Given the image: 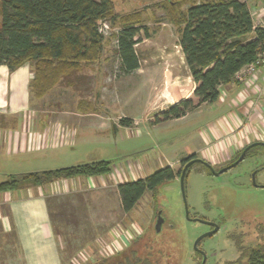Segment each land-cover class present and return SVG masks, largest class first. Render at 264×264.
Returning a JSON list of instances; mask_svg holds the SVG:
<instances>
[{"label": "rangeland", "instance_id": "rangeland-1", "mask_svg": "<svg viewBox=\"0 0 264 264\" xmlns=\"http://www.w3.org/2000/svg\"><path fill=\"white\" fill-rule=\"evenodd\" d=\"M179 1L113 0L117 14L138 13L142 26L151 34L150 38L144 32L138 36L135 50L139 71L128 76L120 71L115 37L119 29L107 22L106 44L99 61L61 81L41 99L30 95V120H16L8 128H5L8 122L0 123L2 140L5 132L15 128L30 127L41 134L48 130L60 132L57 137L52 136L54 141L48 147L38 144L7 153L1 142L0 184L21 175L99 161L112 162V174L107 177L110 181L123 180L124 175L127 180L136 181L175 164L188 148L203 147L202 136L211 133L227 112L228 105L223 108L220 105L222 99L238 96L235 91L222 94L215 104L216 110L211 106L199 107L181 121L150 123L159 114L154 109L176 100L171 92L175 86L183 92L191 89L179 32L162 9L166 2L175 5ZM241 1L249 6L256 2ZM188 5H183L182 10ZM157 95L162 101H157ZM90 108L96 116L81 118ZM246 112L248 119V108ZM122 118L133 120L135 126H119ZM256 142L264 143V137H258ZM242 150L231 154L225 163L215 164V169L236 159ZM262 166L264 158L259 154L255 158L248 156L217 177L200 163L187 173L185 200L190 218L213 222L219 228L198 245L206 256L205 264L236 262L241 255L240 245L244 253L264 246V170L258 169ZM180 168L178 164L173 170L178 173ZM179 179L177 176L160 186L155 199L147 192L131 213L118 208L111 189L107 195L69 192L59 195L57 201L51 199L52 221L64 264H104L132 249L139 250V242L149 240L165 252L170 264H201L202 255L195 251L194 244L210 232V227L187 219ZM159 212L165 221L157 233ZM115 232L119 235L116 238ZM126 232L135 238L130 243L125 238ZM246 262L244 259L242 264Z\"/></svg>", "mask_w": 264, "mask_h": 264}, {"label": "trees", "instance_id": "trees-1", "mask_svg": "<svg viewBox=\"0 0 264 264\" xmlns=\"http://www.w3.org/2000/svg\"><path fill=\"white\" fill-rule=\"evenodd\" d=\"M186 4L188 8L182 10ZM162 9L179 32V46L194 90L159 113L151 120L153 125L181 119L204 104L216 103L222 96V87L238 84L236 75L264 51V29L255 27L249 5L241 0H180L175 5L166 2ZM103 22L118 26L115 37L120 71L125 76L137 71L138 36L144 32L150 38L151 34L142 26L138 13L117 14L113 0H0V66L14 72L29 65L33 73L30 95L41 99L61 81L100 60L106 44L100 29ZM133 125L128 118L119 121L124 128ZM195 158L193 155L182 160L178 173L167 166L146 178L120 184L123 211L131 213L147 192L155 199L160 186L180 178L184 166ZM111 172L112 162L99 161L26 174L1 183L0 193L41 187L62 179L105 177ZM152 242L140 241L139 250L116 255L104 264H170L165 252ZM239 247L241 255L231 264H242L244 259L246 264H264V246L251 248L248 253Z\"/></svg>", "mask_w": 264, "mask_h": 264}, {"label": "crops", "instance_id": "crops-1", "mask_svg": "<svg viewBox=\"0 0 264 264\" xmlns=\"http://www.w3.org/2000/svg\"><path fill=\"white\" fill-rule=\"evenodd\" d=\"M186 78L191 83V89L188 92H183L182 89L175 86L171 92L174 93L176 100L166 106L154 109L156 113L166 111L172 104L191 95L194 86L190 72ZM32 79V68L29 65H25L14 72H10L6 66H0V123L2 121L8 122L5 128L13 126L16 120L31 119L29 85ZM232 91L239 95L235 94L231 100L222 99L220 105L222 108L228 105V108L225 109L227 112L223 114L221 123L213 126L211 133L202 136L203 147L188 148L181 159H178L175 164H170L171 168L174 169L182 160L193 155L201 156V159L213 166L225 163L231 154L240 151L252 142L254 143L258 137H264V109L262 107L264 94L257 97L248 84L241 82L239 85L231 84L222 87L221 94L228 95ZM243 92L247 93V97L244 96ZM257 99L260 100V103H257L258 106L255 107L252 102H256ZM157 101H162L158 95ZM216 103L205 104L201 107L211 106L216 110ZM246 108L249 112L248 119L246 118ZM189 115L167 122L181 121ZM95 116L96 114H93L90 108V111L81 115V118H94ZM5 134L7 135H4L3 140L0 138V143L2 142V148L9 153L22 149L24 151L30 146L34 148V145L36 147L38 144L41 146L45 144L48 147L54 141L52 136L57 137L60 132L59 130H48L46 134H41L29 127L8 130ZM58 159L63 158L58 157ZM108 176L62 179L41 187H24L0 193V264H64L60 240L55 234L52 221L51 199L57 201L59 195L69 192L104 193L107 195L108 189H111L118 208L125 213L122 209L118 186L124 182H132L134 179L127 180L126 175H124L123 180L110 181ZM105 200L109 202L107 196H105ZM117 233L115 232L116 235H118Z\"/></svg>", "mask_w": 264, "mask_h": 264}, {"label": "built area", "instance_id": "built-area-1", "mask_svg": "<svg viewBox=\"0 0 264 264\" xmlns=\"http://www.w3.org/2000/svg\"><path fill=\"white\" fill-rule=\"evenodd\" d=\"M251 15L253 17L255 27L264 29V2L257 3L255 2L251 6H249ZM107 22L101 23V31L106 34V30L108 29ZM236 80L243 84H248L256 94L257 97H261L264 94V51L258 56L257 60L253 63L245 67L240 73L236 75ZM244 96L247 97V93L243 92ZM242 94V95H243ZM260 100H256V102H252L253 104H259ZM115 238L116 234L114 233ZM125 238H128V243L131 240L135 239L129 232H126ZM128 245H125L127 247ZM123 250V249H122ZM121 250V251H122Z\"/></svg>", "mask_w": 264, "mask_h": 264}, {"label": "water", "instance_id": "water-1", "mask_svg": "<svg viewBox=\"0 0 264 264\" xmlns=\"http://www.w3.org/2000/svg\"><path fill=\"white\" fill-rule=\"evenodd\" d=\"M258 145H261V146H264V143H260V142H256V143H253L251 145H249L245 150L244 152L242 153V155L240 156V158L238 159L237 162H235L233 165H231L230 167L228 168H225V169H222L219 173L216 174V176H219L223 173H225L227 170L229 169H232L234 167H236L244 158L245 154L247 153V151H249L251 148L255 147V146H258ZM196 163H201V164H204L206 166H208L212 172H214L213 168L211 165H209L206 161L202 160V159H193L191 161H189L183 168L182 170V173L180 175V179H179V182H180V186H181V193H182V196H183V199H184V202H185V209H186V217L188 220H195L197 222H201L203 224H207V225H211V226H214L213 223H210V222H207V221H204V220H201V219H192L190 218V215H189V210H188V206H187V203H186V200H185V180H186V176H187V173H188V170L190 169L191 166H193L194 164ZM164 218L162 217V214L161 212H159L158 214V217H157V223H156V226H155V229H156V232L159 233L161 231V228H162V225L164 223ZM218 227L215 225V228L212 232L210 233H207L203 236H201L194 244V248H195V251L198 252L199 254H201L203 256V261L201 264H205L206 262V256L205 254L199 249L198 245L200 244V242L210 236V235H213L215 234L217 231H218Z\"/></svg>", "mask_w": 264, "mask_h": 264}, {"label": "flooded vegetation", "instance_id": "flooded-vegetation-1", "mask_svg": "<svg viewBox=\"0 0 264 264\" xmlns=\"http://www.w3.org/2000/svg\"><path fill=\"white\" fill-rule=\"evenodd\" d=\"M252 144H253V143H252ZM249 145H250V144H249ZM249 145H247L245 148H243V150H242L241 153L236 157V159H234V160H232L231 162L227 163V164L224 165L223 167H220L218 170H216L215 167H214L212 164H210V163L207 162L209 165L212 166L214 172H212V170H211L208 166L205 165V167H206V171H207L210 175H213V176L217 177L216 174L219 173L222 169L228 168V167H230L231 165H233L235 162H237L238 159L240 158V156L242 155V153L244 152V150H245ZM253 148H257V150H256L255 154L250 155V152H251V150H253ZM253 148H251L249 151H247V153L245 154L243 160H242L240 163H242L244 160L248 159V156H249V158H255V157H257L259 154H261V157L264 158V146L258 145V146H255V147H253ZM195 159H197V158H195ZM192 160H193V159H192ZM204 161H205V160H204ZM240 163H239V164H240ZM239 164H238V165H239ZM238 165H237V166H238ZM234 168H235V167H234ZM232 169H233V168H232ZM232 169H229V170H227L226 172H229V171H231ZM258 169H259L260 171H262V170H264V166H262L261 168H258ZM258 169H256V170H258ZM256 170H255V171H256ZM226 172H225V173H226ZM225 173H223V174H225ZM256 173L258 174L259 172L256 171ZM204 221H205V220H204ZM207 222H208V221H207ZM210 223H213V222H210ZM206 225H207V224H206ZM208 226L210 227V232H212V231L214 230V228H215V224H214V226H211V225H208ZM210 232H209V233H210ZM202 259H203V256H202Z\"/></svg>", "mask_w": 264, "mask_h": 264}, {"label": "bare ground", "instance_id": "bare-ground-1", "mask_svg": "<svg viewBox=\"0 0 264 264\" xmlns=\"http://www.w3.org/2000/svg\"><path fill=\"white\" fill-rule=\"evenodd\" d=\"M183 59V58H182ZM166 65V64H165ZM167 69V68H166Z\"/></svg>", "mask_w": 264, "mask_h": 264}]
</instances>
